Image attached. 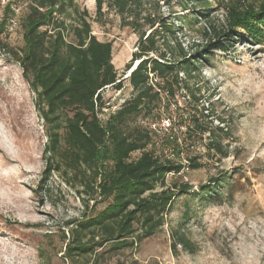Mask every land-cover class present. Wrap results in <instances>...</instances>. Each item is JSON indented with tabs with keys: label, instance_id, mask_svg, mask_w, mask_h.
Masks as SVG:
<instances>
[{
	"label": "rangeland",
	"instance_id": "1",
	"mask_svg": "<svg viewBox=\"0 0 264 264\" xmlns=\"http://www.w3.org/2000/svg\"><path fill=\"white\" fill-rule=\"evenodd\" d=\"M178 1L170 5L160 2V13L173 18L176 25V14L194 11L195 15L203 5L210 8L208 16L193 18V27L184 29L179 39L190 58L200 55L207 59L199 64L198 85L203 103L209 104L214 114L208 124L215 126L219 117L225 119L229 136L222 137L229 155L220 158L209 152V132L187 139L180 117L188 115L191 99L178 91L167 101L168 112L154 110L140 116L138 122L157 131L158 138L178 136V155L174 156L172 144L156 147L184 164L180 173L167 175L168 184L187 182L193 190L175 198L162 229L153 236L131 244L138 230L121 249L112 243L99 247L94 244L99 237L92 238L96 229L91 228L79 236L92 250H76L72 256L67 247L74 245L78 224L96 215L109 199L95 191L87 193L81 178L64 167L45 173V121L37 93L24 78L15 55L25 45L21 16L30 0H0V29L5 25L0 32V264H264V24H260L258 37L243 29L239 35L229 32L232 7L245 11L249 5L261 6L264 0L195 1L185 11ZM73 3L57 16L75 23V9L88 10L93 33L100 40L112 41L114 65L125 78L121 89L108 86L103 91L106 104L100 116L106 120L133 96L129 72L124 70L137 50L138 36L121 25V15L115 10L105 8L100 17L95 0ZM219 31L227 35L218 37ZM220 42L226 49L212 48ZM194 156L200 167L189 166L188 159ZM214 177L224 178L220 196L216 202L201 200L194 191H200L201 185ZM183 221L194 252L180 246L177 252L171 249V229Z\"/></svg>",
	"mask_w": 264,
	"mask_h": 264
},
{
	"label": "trees",
	"instance_id": "2",
	"mask_svg": "<svg viewBox=\"0 0 264 264\" xmlns=\"http://www.w3.org/2000/svg\"><path fill=\"white\" fill-rule=\"evenodd\" d=\"M161 1L170 5L173 0H95L98 16L104 15L105 8L115 10L121 15V25L138 36L137 50L124 70L129 72L133 96L106 120L100 116L106 104L103 91L108 86L121 89L125 78L114 65L112 41L100 40L93 33L88 10L75 9V23H66L57 15L65 13L67 6H74L73 0H30L21 16L25 45L15 55L24 78L37 93V105L45 121L48 137L45 173L64 167L81 178L87 193L95 191L109 199L96 215L78 224L74 245L67 247L68 254L92 250L79 236L91 228L96 229L92 238L99 237L94 242L99 247L112 243L114 248L121 249L138 230L131 244L153 236L162 229L175 198L193 190L187 182L168 184L167 175L180 173L184 164L156 147L159 143L172 144L174 156L178 155L181 152L178 136L167 134L158 138L157 131L138 122L140 116L154 110L168 112L167 101L174 99L178 91L191 99L187 102L188 115L180 117L187 139L194 140L209 132V152L220 158L229 155L222 137L229 136L225 119L219 117L220 123L215 126L208 124V118L214 114L209 104L203 103L202 87L198 85L199 64L207 59L200 55L190 58L179 39L184 29L193 27V18L208 16L210 8L203 5L195 15L194 11L176 14L179 20L176 25L173 18L160 13ZM195 1L207 2L179 0V8L189 10ZM231 9L229 32L239 35L243 29L260 36L264 4L249 5L245 11ZM4 29L3 23L0 32ZM217 35L227 32L219 31ZM219 44H212V48L226 49L224 42ZM188 163L191 168L201 166L195 156ZM223 179L212 178L194 194L203 201L216 202ZM184 222L171 229L173 252L179 246L195 251ZM11 232L18 231L11 229Z\"/></svg>",
	"mask_w": 264,
	"mask_h": 264
},
{
	"label": "built area",
	"instance_id": "3",
	"mask_svg": "<svg viewBox=\"0 0 264 264\" xmlns=\"http://www.w3.org/2000/svg\"><path fill=\"white\" fill-rule=\"evenodd\" d=\"M13 18H14V19H13ZM13 18H12V20H13V22H14V24H15V23H16V18H15V17H13Z\"/></svg>",
	"mask_w": 264,
	"mask_h": 264
}]
</instances>
